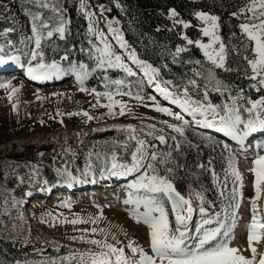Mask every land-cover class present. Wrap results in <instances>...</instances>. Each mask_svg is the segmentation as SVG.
<instances>
[{
	"label": "snow or ice",
	"instance_id": "obj_1",
	"mask_svg": "<svg viewBox=\"0 0 264 264\" xmlns=\"http://www.w3.org/2000/svg\"><path fill=\"white\" fill-rule=\"evenodd\" d=\"M37 3L42 8H48L49 4L46 0H30ZM119 7V5H117ZM86 5L84 0H80V10L88 18V33L95 37L99 43L89 40L91 48L87 51L89 58L95 61V67L91 68V72L102 69L105 72L108 69H120L128 77L136 76V72L122 59L121 55L116 53L112 45L107 41L104 33L94 27V13L85 11ZM52 11L57 13L56 23L50 24L42 19L40 13L31 15L32 25L31 31L34 39L35 48L29 54L31 60L27 69V75L33 79H51L53 76H60L63 73L59 62L53 60L50 63L44 62V52L42 49V41L51 39L54 34H57L60 40H65L69 33L70 21L66 20L63 15L62 8L53 7ZM250 13L251 15H248ZM196 21L199 22V33L201 37L207 38L205 42L201 38H190L184 32L180 33V38L184 42L177 45L174 52L171 53L173 63H178L181 54L190 53L193 48L202 53L203 60L189 58L184 63L193 65L190 69L192 77L188 79V85L195 89L203 87V101L192 100L188 96L189 88H183V94L187 97L184 100L173 99L174 93L166 88H161L157 84L156 90L164 95L167 100H172L185 112L195 117L199 114L203 119L197 121V124L206 129H214L216 132L224 133L232 140L243 145L245 140L251 137L254 133L264 132V118L261 117V112H264V96L259 100H251L245 97L244 89L233 87L230 83L222 79L219 72L232 73L243 71L244 77L253 83L250 87L256 91L264 88V0H249L246 7L240 8L238 11L231 12L234 18H244V22L238 25L240 30V38L238 43H232L222 35V20L221 16L208 11H195L193 14ZM180 14L176 9H169L168 17L172 21L173 28L179 26L181 29H190L194 27L191 21L178 18ZM39 21V24L37 23ZM46 30V35L45 31ZM111 31H117L110 29ZM159 30V29H158ZM13 29H6L11 32ZM232 37H236V33H231ZM116 40L120 48H126L127 44L122 35H117ZM102 45V46H101ZM3 46L0 45V52H3ZM234 56H239L244 62L245 67H233ZM38 62L33 66L31 61ZM12 60L19 61L18 56L10 57ZM62 60H68L67 53L61 57ZM129 59L133 64L140 65L144 75L149 77L151 82L159 74V69L153 67L147 61L138 59L135 51L130 54ZM7 63L3 56H0V65ZM70 67L75 71L76 80L80 85V91L88 92L89 89L84 87V81L90 75L89 65L79 63L78 67L75 63ZM219 70V71H218ZM203 83H198V79ZM108 79L107 76L104 77ZM111 83L116 85L124 84L123 80H112ZM170 83V82H169ZM0 87H10L8 82L0 83ZM209 90L219 93L221 96H226V102L221 104H213L208 100ZM19 91L17 88H12V92ZM91 92L95 93L99 102V97L106 96L109 100V114H112L114 104H120V115L125 114V105L119 101H113L112 93H98L95 89ZM120 95L132 96V92H118ZM11 99V96L9 97ZM135 99L143 100L144 97L136 94ZM244 101L250 104V107L245 108ZM198 107H193V105ZM155 110L165 113L178 121H183L187 125V121L179 113H173L166 107L156 105ZM243 112L249 115L247 118L243 116ZM75 114V113H73ZM209 114L211 119H209ZM83 115L88 116L85 112ZM91 120L93 117L88 116ZM241 125L243 128L241 129ZM180 136H184L185 128L177 125H168ZM153 127V126H149ZM129 133L135 132L131 126L128 129ZM151 135V133H148ZM130 140H135V150L131 153V165L116 163L112 164L113 171L111 174L123 175L124 173H138L136 179L127 185L132 191L129 192V197L124 203L134 205L129 215L136 223L143 222L150 230V247L152 255L144 251L142 247L134 246L133 242H129L127 247L131 250L133 256L138 259H132L126 256L124 248H118L106 241L102 244L99 240H91L90 243L100 246L102 251L99 253H88L91 257V264H255L257 259L256 248L252 247L253 241H258L261 236L260 230H264V222L259 219V211L257 200L261 198V193L264 191V155H257L253 161L254 167L251 171L255 175L254 187L255 198L251 202L252 219L248 225V243L251 248L252 257L246 258L240 253L236 247L230 246L231 233L236 225V210L239 208V203L229 204L232 209L230 215L232 218L231 224L225 223L229 213L225 209L224 219H220V213H215L214 216L208 217L205 204L204 190L195 191V198L199 201V213L201 220L195 228V236L191 234V229L188 226L193 214V201L190 196L186 197L182 194L175 182V177L178 170H184L186 166L178 162L173 156V151L179 152L181 144L177 143L173 150L164 154H158L156 151L148 153L145 149L146 141L138 139L135 135L129 136ZM162 143L165 142L164 136L157 137ZM210 139V138H208ZM175 141L176 137H172ZM189 147L199 148V145L188 141ZM223 147L228 149V145ZM257 148L262 145L257 144ZM211 160L206 166L199 162L195 165L196 168L202 171H209ZM163 166V167H161ZM123 171L117 173L115 169ZM229 167L231 174L235 177V181L239 183V187H243L242 177L239 171L234 167V161L230 160ZM87 171V170H86ZM71 176V173H68ZM213 182H217L216 173L211 172ZM136 193V195H133ZM142 193V194H141ZM30 195V194H29ZM223 195V192H221ZM242 192H239L236 187L231 191L232 200H236L237 196L242 198ZM171 205V210L175 215V228L172 227L168 218V212L165 209V204ZM211 203V202H209ZM64 206H70L65 204ZM143 206L144 211H140ZM82 220H73L71 223H84ZM94 222V221H93ZM215 223V227H206ZM93 232L96 229H92ZM259 264H264V256L259 258Z\"/></svg>",
	"mask_w": 264,
	"mask_h": 264
},
{
	"label": "rangeland",
	"instance_id": "obj_2",
	"mask_svg": "<svg viewBox=\"0 0 264 264\" xmlns=\"http://www.w3.org/2000/svg\"><path fill=\"white\" fill-rule=\"evenodd\" d=\"M248 15L251 14L248 13ZM102 19V14L96 9L94 27L104 33L113 50L120 54L122 59L129 65L124 58V53L111 43L109 32L103 28ZM116 21V18L109 19L107 23L114 25L117 24ZM31 25V20L25 14H20L21 46L28 62L31 60L29 54L35 48L34 39H30L33 36ZM204 41L207 42V39ZM0 56H3L7 61L5 68L8 69L0 72V83L8 82L10 84V87H0V217L4 219V223L6 221V227H0V236L15 240L19 239L22 244H33L40 251L45 250L47 247L46 250L52 247L59 248L62 244L80 249L76 253L77 255L73 254L75 258L72 259L73 264H91V257L82 254L99 253L104 250L100 246L90 243L91 240H99L102 244L106 241L118 248H124L126 256L132 259H138V254L135 257L133 256L131 250L127 247L129 242H133L134 246L142 247L146 253L152 255L148 226L143 222L136 223L129 215L134 205H126L121 201L120 203L118 201L115 203L100 201L98 204L78 203L73 202L71 197L45 201V198L42 197L43 203H39L37 206H29V219L23 217V220H15L14 216L20 215L18 214L20 211L5 205L8 201L6 192L11 189L10 186H19L22 187V190H29L31 187L38 188L44 184L40 169L36 165L22 160L19 156L26 145L35 142L62 144L72 137L87 136L92 128L108 129L115 125L132 126L134 123L143 121L155 126L157 132L161 135L165 132L179 134L168 125L181 126L185 130L191 125L189 123L185 125L183 121L176 120L174 116L155 110L156 105H159L168 108L173 113H177L171 106H164L155 99L146 98L145 95L134 92V89L127 84L125 86L124 84H113L111 83L112 80L107 81L106 86L111 88H106L104 93H112L113 101H119L125 105L124 115L119 114L120 104H114L112 114H109V108L106 106L109 100L106 96H101L99 102L88 108H79L83 100H89L97 96L91 92V89L88 92L80 91V85L72 71L61 68L63 70L62 76H66L59 83L43 86L33 85L23 80L18 72L10 67V59L6 57L18 55L6 56L3 52H0ZM130 65L129 67H131ZM133 70L135 69L133 68ZM160 82L170 91L169 81L166 82L161 78ZM12 88H17L19 91L12 92ZM151 90L153 91V89ZM129 91L132 92V96L117 94L118 92L126 93ZM171 92L174 94L181 93V91L174 92L173 90ZM136 94L143 96L144 99L142 101L135 99ZM59 110H65V112L54 116ZM85 112L93 119L89 120L88 116L83 115ZM188 119L190 120V118ZM240 127L242 129L243 125ZM224 144L228 145V149L232 153H235L237 157L239 156L236 145H231L228 142ZM146 145V151L151 153L152 151ZM13 154L18 155L13 156ZM55 155L53 163L58 168L68 166V159L71 157L68 149L63 152L58 151ZM261 155H264V151ZM244 160L248 161L249 158L246 157ZM240 165H242L241 162L237 161L235 168L242 177L243 187L239 188V192H242L243 195L242 198L239 197L238 217L235 228L230 234L232 237L230 246L238 248L246 258H251L252 252L248 243V225L252 219L251 202L255 198V175L245 165L244 167H242L243 165L240 167ZM118 169L123 171L119 167ZM134 174L135 176L126 179L120 188H117L119 185L115 186L120 199L125 198L123 201L128 199L129 192L132 191L127 185L136 179L138 173ZM13 192L17 196L21 195L19 189H13ZM133 195H136V193H133ZM65 204L70 206L66 207ZM257 205L258 211L264 219V191L261 193V198L257 200ZM165 209L168 212L170 224L175 228V215L171 210V205L166 203ZM23 211L25 212V210ZM140 211H144L143 206H141ZM48 216H50V220L46 219ZM77 219L85 222L71 223V221ZM92 229H96V231L93 232ZM260 232V239L253 241L252 244L257 253L255 264L261 257V250L264 247V230H260ZM191 234L195 236V231L191 230ZM17 235L19 236L17 237ZM43 255L45 256H43L44 260H50L49 257H46L47 253H43Z\"/></svg>",
	"mask_w": 264,
	"mask_h": 264
},
{
	"label": "trees",
	"instance_id": "obj_3",
	"mask_svg": "<svg viewBox=\"0 0 264 264\" xmlns=\"http://www.w3.org/2000/svg\"><path fill=\"white\" fill-rule=\"evenodd\" d=\"M56 1L60 4L55 5L56 8L63 7L62 0ZM93 3H105L109 7L108 15L119 17L127 40L137 50L140 58L158 66L162 75L171 78L179 89L183 90L187 86L191 95L203 99V87L195 89L187 83L193 75L190 71L193 65L183 62L189 58L203 60L202 53L193 48L190 53L181 54L180 62L173 63L171 53L174 52L177 45L184 43L180 38V33L184 32L193 39H202L197 28L198 21L192 14L195 11L203 10L220 15L222 35L230 42L238 43L241 35L238 25L242 23V17L234 18L230 14L246 7L249 0H94ZM52 8L39 7L30 0H0V41L4 40L9 43V45L4 43L2 46H9L14 51H19L20 38L17 15L19 11H27L32 15L40 13L42 19L50 24H55L57 13L53 12ZM173 8L177 10L183 19L191 21L194 27L186 30L181 29L179 26L173 28V24L168 17L169 9ZM67 13L70 24L66 39L60 40L58 35L54 34L51 39L42 41L44 62L50 63L56 60L65 65L75 63L77 67L79 63L83 62L89 65L90 75L86 79L88 85L101 88V83L107 75L111 78H125L131 86L142 90V85L136 83L133 77L120 73V70L108 69L105 72L102 69H97V71L91 72V68L95 67V61L89 58L87 51H81V49L88 50L91 48L89 40L98 41L88 33V22L86 16L80 10V0H68ZM37 23L39 24V21ZM6 29H13V31L5 34ZM232 32L236 33V37L231 36ZM66 53L68 60H62L61 57ZM233 61L232 66L234 68L243 69L245 67V62L239 56H234ZM219 75L233 85L234 88H243L244 95L248 99L256 98L264 92L262 89L256 91L251 88L250 84L253 81L245 78L243 71L219 72ZM197 79L198 83H203L202 80ZM208 100L213 104H221L226 101V96H221L219 93L209 90ZM241 103L244 104V107L247 105L244 101H241ZM149 126L151 125L144 121L135 123L132 126L135 129L133 133H129V127L127 126L113 127L107 131L92 130L85 138L70 139L63 145L33 143L27 145L24 151L19 153V156L33 160L43 166L50 183L72 181L78 177H88L91 173L105 174L111 170V154H114L120 161L131 164V153L135 149V140H130V135L145 140L147 145L157 143L155 150L158 154H164L174 149L175 145L172 138H170L169 145H161L156 139L161 136V133L157 132L155 126ZM148 133H151V135ZM180 138L181 150L179 152L173 151V156L186 168L177 171L176 186L185 196L203 189L204 205L213 210L209 213V215H213L217 208V210L223 208L222 205L228 202L227 199L230 197L228 196L231 193V183L229 184V182L232 181L228 168L230 158L226 152L221 151L216 142L217 139H208L206 134L197 127L189 126L185 130L184 136H180ZM188 141L199 145V148L189 147ZM66 146L75 150L76 160L70 170L61 172L52 164V150L63 149ZM14 156L17 155L14 154ZM209 160H211L209 167L214 169L223 195H226L222 198L219 196V187L213 184L211 171H202L195 167L199 162L207 166ZM68 173H71V176ZM72 250L68 246L62 245L59 250L50 249L49 251L54 255H60L69 253ZM31 253L30 245H21L19 242L0 238V264H11L17 258L27 257Z\"/></svg>",
	"mask_w": 264,
	"mask_h": 264
},
{
	"label": "bare ground",
	"instance_id": "obj_4",
	"mask_svg": "<svg viewBox=\"0 0 264 264\" xmlns=\"http://www.w3.org/2000/svg\"><path fill=\"white\" fill-rule=\"evenodd\" d=\"M105 8H109L108 6H106ZM106 29H114V30H117V31H112V33H113V35H114V38L117 36V35H122L123 36V34H122V32H121V29L119 28V26H117V27H114L112 24H110V23H107L106 24ZM115 41L116 42H114L115 44H117V45H119L118 44V42H117V40H116V38H115ZM128 45H127V47L126 48H123V49H125V51L128 49ZM125 59L127 60V58L125 57ZM150 64V63H149ZM153 67H154V65H152ZM134 69H135V71H137V72H142V74L144 75V72H143V70H142V67L140 66V65H136V64H133V66H132ZM21 74V73H20ZM145 77H146V80H147V84L146 85H152L154 88H151V89H153V92H155L156 93V88H157V79H158V77L160 76L159 74L155 77V79H153L151 82L149 81V77L148 76H146V75H144ZM21 77H23L25 80H27V81H29V79L28 78H30L28 75H27V69H25L24 70V72H23V74H21ZM56 77V76H55ZM54 76L51 78V79H55V80H57V79H59V78H55ZM169 81V80H168ZM161 96H163L164 97V95L163 94H161V93H159ZM160 95H158L157 94V96H159V98H162V97H160ZM189 96V95H188ZM190 97V96H189ZM187 97H185L184 96V94H183V92H179V93H176V94H174V96H173V99H180V100H184V99H186ZM191 99L192 100H196V99H193V97H191ZM171 102H172V100H170ZM197 101V100H196ZM173 103V102H172ZM175 104V103H174ZM178 108V110L181 112V113H183L187 118H190V122H192V123H195V124H197V121H199V120H201V119H203V117H201L199 114H197L195 117H193V115H190L188 112H185L182 108H180L177 104H175ZM193 107H198V105H193ZM187 115H189V117L187 116ZM209 118V117H208ZM264 118V117H263ZM210 119V118H209ZM195 126H197V127H199V128H202V127H200V126H198V125H195ZM206 129V128H205ZM206 130H211V129H206ZM216 132V131H215ZM257 144H260V145H262V147H260V148H257L256 147V145ZM264 147V143H262V142H260L258 139H255V140H251V141H249V143H247V144H245L244 143V145H243V150L241 149V145H239V148H238V150H239V155H240V157H241V159H240V162H241V164L243 165H240V167L242 166V167H244V165L246 166V168L248 169V170H251L252 169V167H254V164L253 163H251V162H253L254 160H250V163H249V160L248 161H245L244 159L246 158V157H249V158H255L257 155H259L260 154V152H261V150H262V148ZM248 154H250V155H248ZM255 154V155H254ZM247 155V156H246ZM124 175H126V173H124L122 176H124ZM132 175H135L134 173H132L130 176H132ZM96 178V177H95ZM118 184V183H117ZM117 184H116V179H115V182H112L111 183V185L110 186H117ZM79 186L80 185H76L75 184V186L74 187H72V189H78L79 188ZM107 187H108V185H106ZM117 188H119V186L117 187ZM117 188H115V189H112V188H107L106 190H107V192H105V191H103V190H105L104 188H99V189H97L98 191H97V194H94V193H92V194H90L88 191L87 192H85V193H83V192H80V194H79V197H77V198H75V200H73L74 202H77V200H79L78 201V203L79 202H94L95 200H98V202H100V201H107V202H116V201H118L119 203H120V201H121V203L122 202H124L123 201V199H125V198H121L120 199V196H119V194H118V192L116 191L117 190ZM100 190H102V191H100ZM53 192H54V190L53 191H50V195L52 196V197H55V198H58V197H60V196H62V195H64L65 193L63 192V191H60V192H58V191H55V194H53ZM68 195V194H67ZM123 196V195H122ZM121 196V197H122ZM253 197V196H252ZM45 198V197H44ZM54 198V199H55ZM42 199V198H41ZM128 205V204H127ZM14 212V211H13ZM194 213V212H193ZM17 214V213H16ZM19 214V213H18ZM14 218H15V220H23V216L22 215H15L14 216ZM259 219L262 221L263 220V217H262V215H261V213H259ZM1 225H0V227H4L5 226V223H4V221L3 220H1V223H0ZM189 224V223H188ZM2 229V228H1ZM30 229V228H29ZM19 235H17V237H18ZM32 240V239H31ZM74 258V255L73 254H69V255H67V256H64L63 258H60V259H50V260H44V259H42V260H40V261H35L34 260V262H32V264H71V262H72V259ZM47 259V258H46ZM18 264H23V263H18Z\"/></svg>",
	"mask_w": 264,
	"mask_h": 264
}]
</instances>
